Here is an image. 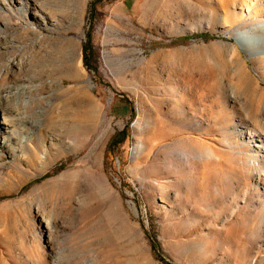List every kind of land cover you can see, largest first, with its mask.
<instances>
[{"label": "rangeland", "instance_id": "rangeland-1", "mask_svg": "<svg viewBox=\"0 0 264 264\" xmlns=\"http://www.w3.org/2000/svg\"><path fill=\"white\" fill-rule=\"evenodd\" d=\"M263 25L264 0H0V92L35 119L0 132V264H264V48L234 38Z\"/></svg>", "mask_w": 264, "mask_h": 264}, {"label": "bare ground", "instance_id": "bare-ground-1", "mask_svg": "<svg viewBox=\"0 0 264 264\" xmlns=\"http://www.w3.org/2000/svg\"><path fill=\"white\" fill-rule=\"evenodd\" d=\"M224 17H226V15H224ZM248 33H252V37L254 38L253 41L248 42L249 41L248 37H250ZM234 38L240 44L241 49L245 53H247L248 56H251L249 51H254V53H256L257 50L260 51L261 48H264V25L262 27H254L249 31H243L240 33H236L234 35ZM241 79H244L245 83L253 84L251 78L247 76V73L245 71ZM18 94L22 98H24L25 95L29 96L33 94V90H31L30 88H27L24 82H17L15 84H12L2 89L0 92L1 99L5 100L8 104L7 107H4V106L2 107L3 108L2 109L3 119L0 121V132L4 139V143H8L7 145L9 146L11 145L12 142H9V139H11V137L8 138V134L11 131L10 128L14 125V123H20L21 125H23L25 123L24 120L26 118L28 120L35 121L34 118L27 116L25 113H23L20 116L16 115L17 118L11 115V112L13 111V109L17 108L19 105L21 106V104L23 103L22 101H19L18 104L15 102L16 101L15 97ZM32 132H27L26 135L23 137V139L22 140L20 139L19 142L23 143L25 139L29 137V134ZM251 133L256 134V131L253 130ZM12 151L15 152V150H12ZM3 164L5 163L3 162L1 165Z\"/></svg>", "mask_w": 264, "mask_h": 264}, {"label": "trees", "instance_id": "trees-1", "mask_svg": "<svg viewBox=\"0 0 264 264\" xmlns=\"http://www.w3.org/2000/svg\"><path fill=\"white\" fill-rule=\"evenodd\" d=\"M123 138H124V136H123ZM123 138L121 140H123Z\"/></svg>", "mask_w": 264, "mask_h": 264}]
</instances>
